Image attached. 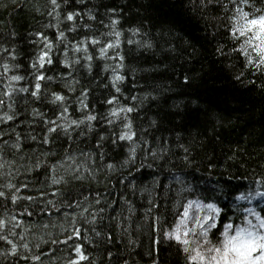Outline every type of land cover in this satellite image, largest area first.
I'll list each match as a JSON object with an SVG mask.
<instances>
[{"label":"trees","instance_id":"16d2710c","mask_svg":"<svg viewBox=\"0 0 264 264\" xmlns=\"http://www.w3.org/2000/svg\"><path fill=\"white\" fill-rule=\"evenodd\" d=\"M58 3L62 15L80 14L74 17L77 30L66 31L71 44L96 39L108 30L109 19L120 21L124 34L116 51L124 57V95L100 88L110 72H101L103 61L96 57L98 47L106 46L110 38L99 46L88 44L93 73L89 77L81 69V83L96 85L89 90V109L95 106L103 112L101 100L110 94L134 109L130 116L140 147L130 158V143L116 138L118 129L110 133L99 117L96 131L84 136L77 130L69 137L50 123H58L59 111L31 93L35 90L32 64L43 54L45 38L55 44L57 37L56 29L42 27L53 22L48 16L51 9L44 7L45 0H0V62L7 58L8 63L18 64L7 75L25 77L18 87L29 89L9 97L7 81L0 79V114L10 105L16 113L13 120L0 123V192L4 193L0 237H7L0 239V250L9 253L0 257V264H182L179 247L165 244L161 232V219L165 223L172 219L173 190L192 183L198 192L211 195L217 184L239 189L264 178V74L244 71L239 53L229 56L236 45L220 27L224 21L217 19L222 15L218 4L205 7L201 0ZM88 10L93 11L94 21L88 20ZM70 23L62 27L66 30ZM129 28L138 29L135 37ZM129 39L145 46L129 44ZM65 49L60 45L59 51L54 50L52 65L46 63L40 70L43 75L68 72L59 62ZM109 55L114 53L110 50ZM40 83L41 92L60 87ZM193 100L198 101L195 107ZM32 109L45 115L32 116ZM69 112L80 115L76 105ZM29 134L35 138L29 139ZM104 134L108 139L101 141ZM17 138L20 148L14 149L11 145ZM69 156L75 157V163L67 160ZM65 161L73 169L83 167L52 185L55 166ZM37 162L40 167H35ZM81 173L83 179H77ZM25 243L27 249L22 247ZM12 244L17 246L15 255L10 252Z\"/></svg>","mask_w":264,"mask_h":264},{"label":"clouds","instance_id":"9594fccd","mask_svg":"<svg viewBox=\"0 0 264 264\" xmlns=\"http://www.w3.org/2000/svg\"><path fill=\"white\" fill-rule=\"evenodd\" d=\"M68 0H64L66 4ZM78 3H85V0H77ZM205 7L211 5H220L222 15L217 19L224 21L220 27L228 32V39L236 45L229 51V56L239 53L243 59L244 71L249 69L257 73L264 74V0H201ZM45 8H50L48 16L51 17V23H45L42 27L47 30L54 28L57 31L55 44L44 40L43 54L38 55L32 64L35 77V90L31 96L35 100H41L56 108L59 111L55 123L56 128H60L65 135L71 137L72 133L80 130L81 136L96 131V121L99 119L108 125V131L111 133L114 129L116 138L128 141L131 147L128 149L130 158H134L139 143L134 140L135 132L133 120L130 113L133 108L124 105L115 95H109L101 100L105 105L103 112H97L96 107L89 109V90L95 87V83L85 87L82 85L81 69L90 77L93 73L94 58L89 51L88 44L101 45V41L110 38L106 46L98 47V56L96 59L103 61L102 73H109L105 83L100 85L102 90L111 89L116 94L124 95L122 86L125 84V76L122 74L124 57L116 50L120 48L123 31L118 25L119 20L109 19L105 25V32H102L96 39L88 38L80 40L78 43L71 44L67 32H75L78 25L74 22V17L79 13L67 12L62 15L58 10L61 5L58 0H45ZM39 11V9H38ZM90 21L96 19L92 10L86 12ZM70 23L65 30L62 25ZM91 28V25L88 26ZM127 31L135 37L138 29L129 28ZM129 44H137L138 47H144L135 39H129ZM60 45H65L66 49L60 58V64L68 69L67 73L57 75H43L41 69L45 64L52 65V54L59 51ZM151 47V45H147ZM3 49H0L2 51ZM110 50L114 55H109ZM13 61L16 56H12ZM84 63H81V62ZM233 65L229 64L231 68ZM13 68H19L18 64H10L7 58L0 62V79L6 80L4 87L7 89L6 95L9 97L12 93H27V87H18V82L24 80L21 75H7ZM238 78V77H237ZM58 83L60 87L54 89L52 86L44 88L41 92L40 81ZM79 92V95H77ZM126 98V97H125ZM155 99L156 96H153ZM147 99V95L144 96ZM198 104L197 100L192 101V106ZM76 105V111L80 113L74 117L69 108ZM16 113L12 106L9 110L0 114V123L13 120ZM32 116L43 117L45 113L37 109H32ZM49 123V122H46ZM152 124H156L155 118ZM86 129V131L84 130ZM55 131V128H49V132ZM29 134V139H34ZM108 139V135H101L100 140ZM115 142V141H114ZM47 143V139H45ZM14 149L20 148V141L11 145ZM264 151V147L261 148ZM86 157L88 154H85ZM90 158V157H89ZM67 160L75 163V157L69 156ZM128 161H125L127 164ZM35 167H40L37 162ZM78 166L73 169L67 162L58 163L55 166L51 178L52 185H58L64 181L65 175H70L79 171ZM111 171H116L115 165H107ZM264 167V165H262ZM31 170V166H29ZM59 173V175H57ZM77 179H83V173ZM95 179V174H93ZM11 187V185H8ZM175 192V198L171 204L172 219L165 223L161 219L162 237L167 244L172 242L173 247H179L182 254V264H264V178L250 182L246 187L233 189V187L215 185L211 195L198 192L192 183L181 184ZM167 196V189L165 192ZM223 217V222L221 219ZM15 235V233H12ZM100 235L99 232L96 233ZM7 239V237H0ZM9 243H12L10 240ZM132 241H130L131 243ZM24 249L28 244L22 245ZM11 254L17 252L16 244H12ZM8 252L0 250V257H7ZM86 259V258H85Z\"/></svg>","mask_w":264,"mask_h":264},{"label":"snow or ice","instance_id":"6c2138e0","mask_svg":"<svg viewBox=\"0 0 264 264\" xmlns=\"http://www.w3.org/2000/svg\"><path fill=\"white\" fill-rule=\"evenodd\" d=\"M4 195V193L0 192V196ZM83 258V257H82Z\"/></svg>","mask_w":264,"mask_h":264}]
</instances>
